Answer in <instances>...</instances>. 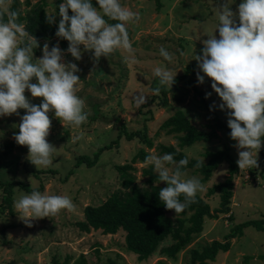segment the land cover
Masks as SVG:
<instances>
[{
	"label": "rangeland",
	"instance_id": "obj_1",
	"mask_svg": "<svg viewBox=\"0 0 264 264\" xmlns=\"http://www.w3.org/2000/svg\"><path fill=\"white\" fill-rule=\"evenodd\" d=\"M38 0H18L19 9L27 13ZM41 1V0H40ZM47 15L56 14L57 0H44ZM232 11H237L243 0H227ZM29 3V4H27ZM122 6L138 12L140 20L129 23L130 41L133 53L116 51L108 57H101L98 62L92 51H84L82 57L75 60L70 53L62 51V63L72 62L80 69L77 95L85 100V111L89 113L87 122L80 128L65 127L55 117L54 111L48 113L51 120L49 135L46 140L56 151L52 155L53 163L48 168H36L41 173L37 176L26 170L28 147L18 145L14 136L19 133L21 117L26 110L18 109L20 115L0 117V205L3 184L13 185L12 213L0 207V264H188L189 249L201 248L212 240L225 241L235 226L253 221L230 239L228 251H219L215 262L211 264H264V140L258 156V168L241 171L238 167L233 178V196L230 211L219 214L218 218L205 217L203 231L194 237L186 249L177 253L175 258L167 257L162 249L168 246L171 238L162 241L156 251L146 260H139L130 253L125 244V232L118 230L115 234H104L101 230L80 231L74 223L83 220V209L88 204H97L112 193L125 189L120 166L131 165L127 173L133 177V184L139 189L149 188L150 175L145 172L151 163L132 158L141 148L149 155L163 156L161 145H176L173 134H167L160 128L161 123L177 110H182L188 119L198 128L209 131L214 124L210 106L215 103L214 111L227 123L228 111H221L222 100L211 87L212 81L205 76L203 84L198 83L196 73L199 71L195 55H202L203 41L208 36L219 38L218 20L215 7L218 0H120ZM102 14V13H101ZM57 15V14H56ZM238 23V21H237ZM47 43L49 50L57 43L38 42L33 61L42 58L43 46ZM165 48L173 55L171 62L159 54ZM184 53V55H181ZM134 62H126V58ZM193 68L189 69V66ZM156 67H163L173 72L175 81L167 87V104L160 106L158 99L151 102V89L159 85L153 76ZM204 75L203 72H200ZM32 83H36L33 78ZM211 92L209 98L206 93ZM143 93L148 97L147 103L136 107L133 97ZM25 96L33 105H40L43 98L32 97L25 90ZM215 125V124H214ZM243 126V125H242ZM127 133H136L128 139ZM83 133L82 138L76 139ZM146 135L152 141L147 147L139 135ZM229 131H220L209 142H197L183 148L188 158L207 161L205 153L228 148L235 162L239 159ZM109 145L100 154L97 162L88 167L85 163L76 165L80 156L94 157L100 147ZM174 171V165H167ZM53 171V172H50ZM184 179L197 177L205 190L197 195L204 198L214 210L219 206V193L208 195L212 185L223 181L228 175V164L222 162L207 181L193 169L183 171ZM22 178V179H18ZM20 183L36 189L41 194L69 197L75 208L73 211L62 210L55 217L49 216L25 224L16 212L13 204L21 194L30 195ZM155 185L164 186L163 181H154ZM174 220L178 216L170 213ZM263 226V228H260Z\"/></svg>",
	"mask_w": 264,
	"mask_h": 264
},
{
	"label": "clouds",
	"instance_id": "obj_2",
	"mask_svg": "<svg viewBox=\"0 0 264 264\" xmlns=\"http://www.w3.org/2000/svg\"><path fill=\"white\" fill-rule=\"evenodd\" d=\"M9 4L10 0H0V117L19 116L18 109L26 110L14 139L18 145L28 147V159L37 169L48 168L56 151L46 140L51 126L48 113L54 111L64 128L78 129L88 119L85 100L77 95L80 77L76 73L80 69L75 63L61 62L63 52L58 43L50 50L45 43L42 58L33 61L38 41L18 22L20 12L10 10ZM97 4L99 8L93 7L91 0H64L59 5L61 19L56 37L69 42L67 52L77 61L82 57L81 45L84 51H92L96 62L116 51L132 54L127 25L139 22V13L122 6L120 0H97ZM215 16L219 38L215 34L208 36L203 41L202 55H195L199 69L197 81L203 84L205 76L210 78L212 89L222 100L219 109L229 110L227 124L231 139L236 141L239 169L258 168L257 153L264 138V0H243L235 12L227 0H218ZM105 17L118 22L110 24ZM46 20L49 24L55 23L56 14L47 15ZM159 54L166 61L173 60V55L163 47ZM126 62H134V58L130 56ZM153 76L158 78L159 85L151 89V94L159 95L163 87L171 88L176 74L156 67ZM33 78L36 83L31 82ZM26 89L32 97L43 98L40 105L29 102L24 94ZM211 95V92L206 93L205 98ZM133 99L139 108L147 103L148 97L138 93ZM215 107L213 103L210 111ZM145 162L151 163L159 180L166 182L167 186L158 193L159 200L176 215L195 203L197 194L205 190L197 177L184 179L186 173L181 169L188 164L187 158L177 162L169 153L160 157L146 156ZM167 165H174V171ZM13 206L28 226L32 220L55 217L62 210L75 208L67 196L39 191L21 194Z\"/></svg>",
	"mask_w": 264,
	"mask_h": 264
},
{
	"label": "trees",
	"instance_id": "obj_3",
	"mask_svg": "<svg viewBox=\"0 0 264 264\" xmlns=\"http://www.w3.org/2000/svg\"><path fill=\"white\" fill-rule=\"evenodd\" d=\"M157 6L160 7L159 0H155ZM64 0H57L55 4L56 20L55 23L49 24L46 20L45 1L38 0L32 8L23 13L19 9L18 0H10L9 8L13 11H19L20 16L18 22L25 25L26 30L33 35L38 42L58 43L62 51H67L68 41L56 37L55 33L58 30V23L61 17L59 16V5ZM93 7L99 8L97 0H91ZM29 4V3H27ZM73 15L69 9V16ZM108 23L114 24L118 21L109 20L105 17ZM4 20H7L5 15ZM129 34L131 30L127 27ZM193 65L189 66V69ZM155 88V87H154ZM169 92L167 87H163L159 95H153L151 102L158 101L160 106L167 104L166 94ZM213 114L214 124L209 125V131L198 129L185 115L182 110L175 111L172 115L168 116L160 125V128L165 130L167 134H173L177 139L176 145H161L160 150L164 154H173L174 160L179 162L181 159L187 158L188 164L182 168V171L193 169L199 173L202 181H207L214 169L222 162L228 164V175L226 178L212 185L207 194L212 195L216 192L219 193V206L212 210L209 203L201 196H196V202L190 204L182 213L178 214L175 220L169 216L170 213H175L174 210H167L163 202L159 200L160 189L167 186L155 185L154 181H160L158 175L152 172V167L145 170L150 175L148 182L149 188L139 189L136 184H133V177L127 173V169L132 168L131 165H124L119 167V171L123 177L125 189L109 195L105 200L97 204H88L83 209V220L77 221L74 225L84 232L93 230H101L104 234H115L118 230L125 232V244L130 253L137 255L139 260H146L152 255L159 244L167 239H172V242L162 249V252L169 258H175L177 253L186 249V247L193 241L194 237L201 234L203 231V223L205 217L216 219L219 214H226L230 211L231 198L233 196V178L238 171V167L234 158L232 157L228 148L207 151L205 156L207 161L203 162L200 159L188 158L183 148L190 147L197 142H209L218 136L220 131H229L231 129L228 124L218 117L214 110ZM127 138H133L136 133H127ZM139 135V133H137ZM140 140L147 147L152 146V141L145 134L139 135ZM264 140V138H262ZM109 148V145L100 147L94 153L93 158L87 156H80L77 158L76 165L86 164L88 167L93 166L102 151ZM148 153L145 149L141 148L132 158V162L137 160L144 162ZM200 164L197 167V164ZM26 170L35 174L36 176L41 173L35 169L34 165L29 162ZM53 172V171H50ZM28 191H35L36 189L30 188L20 183ZM2 197L3 202L0 207L1 210L7 209L12 213L13 203V185L11 183L3 184ZM183 200V196H181ZM264 223V220H260ZM256 222L247 221L235 226L234 232H229L225 236V241L212 240L209 244L204 245L200 249L193 247L189 249L188 264H211L215 262L216 255L219 251L229 250L231 243L230 239L236 235H242L240 230L245 226L254 224ZM260 228H263V226ZM264 258V255L261 256Z\"/></svg>",
	"mask_w": 264,
	"mask_h": 264
},
{
	"label": "crops",
	"instance_id": "obj_4",
	"mask_svg": "<svg viewBox=\"0 0 264 264\" xmlns=\"http://www.w3.org/2000/svg\"><path fill=\"white\" fill-rule=\"evenodd\" d=\"M235 238V237H234ZM228 251V250H227Z\"/></svg>",
	"mask_w": 264,
	"mask_h": 264
}]
</instances>
